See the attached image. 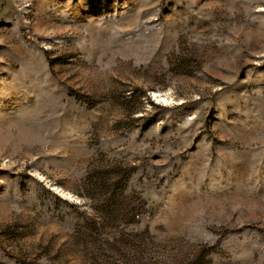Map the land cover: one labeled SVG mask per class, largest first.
Segmentation results:
<instances>
[{
	"label": "rangeland",
	"instance_id": "obj_1",
	"mask_svg": "<svg viewBox=\"0 0 264 264\" xmlns=\"http://www.w3.org/2000/svg\"><path fill=\"white\" fill-rule=\"evenodd\" d=\"M0 264H264V0H0Z\"/></svg>",
	"mask_w": 264,
	"mask_h": 264
}]
</instances>
